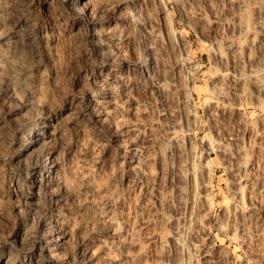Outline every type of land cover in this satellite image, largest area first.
Segmentation results:
<instances>
[{
	"label": "clouds",
	"instance_id": "1",
	"mask_svg": "<svg viewBox=\"0 0 264 264\" xmlns=\"http://www.w3.org/2000/svg\"><path fill=\"white\" fill-rule=\"evenodd\" d=\"M0 264H264V0H0Z\"/></svg>",
	"mask_w": 264,
	"mask_h": 264
},
{
	"label": "rangeland",
	"instance_id": "2",
	"mask_svg": "<svg viewBox=\"0 0 264 264\" xmlns=\"http://www.w3.org/2000/svg\"><path fill=\"white\" fill-rule=\"evenodd\" d=\"M189 39H194V37H191V36H190ZM205 59H206V57H205Z\"/></svg>",
	"mask_w": 264,
	"mask_h": 264
}]
</instances>
